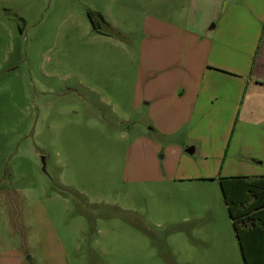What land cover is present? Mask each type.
I'll list each match as a JSON object with an SVG mask.
<instances>
[{
	"label": "rangeland",
	"instance_id": "rangeland-1",
	"mask_svg": "<svg viewBox=\"0 0 264 264\" xmlns=\"http://www.w3.org/2000/svg\"><path fill=\"white\" fill-rule=\"evenodd\" d=\"M149 1L0 0V178L44 203L71 264H244L219 185L133 183L129 93L87 88H130Z\"/></svg>",
	"mask_w": 264,
	"mask_h": 264
},
{
	"label": "crops",
	"instance_id": "crops-1",
	"mask_svg": "<svg viewBox=\"0 0 264 264\" xmlns=\"http://www.w3.org/2000/svg\"><path fill=\"white\" fill-rule=\"evenodd\" d=\"M148 6L130 88L119 76L87 86L116 99L129 93L143 127L128 148L133 183L209 191L220 178L264 176V0ZM2 179L0 264H71L44 203Z\"/></svg>",
	"mask_w": 264,
	"mask_h": 264
},
{
	"label": "trees",
	"instance_id": "trees-1",
	"mask_svg": "<svg viewBox=\"0 0 264 264\" xmlns=\"http://www.w3.org/2000/svg\"><path fill=\"white\" fill-rule=\"evenodd\" d=\"M90 20L94 30L105 34L103 26L109 23L100 12ZM219 181L244 264H264V176Z\"/></svg>",
	"mask_w": 264,
	"mask_h": 264
}]
</instances>
